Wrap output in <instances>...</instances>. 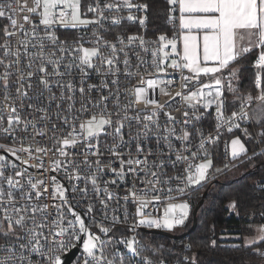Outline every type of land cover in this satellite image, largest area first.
<instances>
[{"label":"built area","instance_id":"1","mask_svg":"<svg viewBox=\"0 0 264 264\" xmlns=\"http://www.w3.org/2000/svg\"><path fill=\"white\" fill-rule=\"evenodd\" d=\"M96 2L97 0H80L79 10L82 19L96 18L99 23L73 27L71 24L56 23L50 26L40 24L39 13L42 8H38L36 13L28 11L35 6L34 0H0V7H3L6 13L4 17H0V60L3 61L0 63V129L9 127L8 116L11 108H15V115L19 116V123L14 122L8 132L0 131V145L15 151L13 155L12 151H5V147H0V156L5 157V160L0 161V164L4 165L0 168V172H3V178H0V188L5 192L4 200H7V192L11 190L15 197V207L27 209L26 212L22 211L19 214L12 213L13 223L19 215L27 217L24 222L25 229L34 227L31 208L48 205L43 215L39 212L35 214L36 223L43 222L46 225L43 229H37V231H43L44 237H47V239L38 237L43 245L41 252L48 256H61L77 248V254L70 264H84L83 240L87 239L88 232L99 237L94 253L99 256L102 251L107 257L101 264H107L108 260L113 261V264H145V257L150 259L152 264H159L161 260L165 264H193V259L188 256H184L183 259H155L150 256L145 245L146 237L149 234L153 235L152 231L167 232V229L148 224L140 225L138 221L145 218H161L169 204L185 202L190 210L187 217H190L196 203L197 192L221 181L251 158L264 154V141H261L264 140L263 130L255 129L253 135L257 144L256 148L236 158L231 155L232 139L236 136L240 139V136L245 134L247 126L253 122L256 109L264 104V101L256 99L264 89L262 79L264 68L255 64L261 49H258L253 62V66L261 76L260 88H257L255 81L256 90H243L239 88L235 76L231 78V88H229L228 80L224 79L222 83L224 119L220 122L217 119L218 105L215 103L214 90H212V96L209 97L207 96L209 89H203L205 93L203 100L193 98L189 102L184 99L192 92H198L202 85L212 83L217 77L205 79L182 67L178 28H174L171 33L151 34L148 29L149 8H128L122 0H99L101 8L106 3L117 5V8L104 9L103 18H100L99 12L88 11L89 6L95 7ZM130 3L133 5L146 4L140 0H130ZM129 15L134 19H128ZM9 17L17 21L15 27L11 25ZM24 17H28V20ZM113 17L119 18V23H113ZM141 18H144L143 24L140 23ZM20 25H23L22 30ZM5 27L9 32L16 34L5 36ZM48 33L54 34L57 38L55 44L48 39ZM117 35L123 38V44L117 41ZM129 36L142 38L143 43L140 39L129 43ZM160 36H165L167 39L160 41ZM168 40H176L179 55L172 52L171 46L167 43ZM20 41L28 42L27 55ZM62 41L67 43L62 45L60 43ZM105 41L115 43L117 47L112 71H109L107 64L94 59L93 63L96 68H85L87 74L82 75L79 67L75 66L79 64L78 56L81 53L72 52V49L81 44L88 48L99 44L103 56L110 57L113 53L109 46H105ZM41 43L45 46V57L52 59L62 57L60 62L62 75L49 76L50 91L44 90L40 83L43 74L39 72V67L42 63L46 64L49 73L53 71V66L47 64L46 59L42 60L39 56ZM5 44L10 50L7 56L4 54ZM161 45L165 46L163 51H160ZM61 47H64L66 51L62 53ZM120 48L124 51H119ZM17 51L19 52L18 57L11 54ZM125 59L128 61L127 65L124 63ZM173 60L180 63L181 67L173 68L171 66ZM68 65L74 66L69 68ZM160 68H163V71H160ZM5 72L9 73L7 87L3 79ZM29 72L33 73L31 77L28 76ZM230 73L226 71L220 77H228ZM184 77L188 79L184 80ZM148 80L161 83L150 87ZM69 82L74 85V91L69 92L65 88L64 98L61 99V87L57 85L58 83L67 85ZM90 85L95 87L90 89ZM81 87L85 89L83 95L79 91ZM139 88H143L145 94L142 99L137 100L136 89ZM6 93L7 99H5ZM22 93H27V95H22ZM249 95L252 100L246 101L245 98ZM69 96L72 97L71 100L68 99ZM50 97L54 98L50 99ZM101 97L107 99L101 100ZM145 100H156L163 107L157 108L155 105L145 103ZM208 100H212L213 103L205 107ZM241 105H244V111L249 118H236L230 121L229 117L233 112L241 111ZM70 106L71 110H69ZM82 107H86V111H81ZM185 112L188 113L187 117L184 116ZM168 114L174 117V121H169ZM92 116H96L97 119L101 116L110 117L112 125L105 126V131L97 137L82 139L85 133L80 125ZM148 116L152 117V122L145 121L144 118ZM185 119H188L190 123L185 125ZM117 122L124 124L122 129L124 143L116 148L119 155H113L111 147L119 143V137L114 136ZM218 122L221 123L219 129H217ZM145 123L148 124V129H145ZM234 124H238L239 127H232V131H228L229 127ZM166 129H174V135L169 136ZM184 130H187L191 136L182 144L177 137H182ZM144 131H147V136L143 135ZM41 132L43 135L38 134ZM69 133L76 136L77 143L65 148L68 156L64 157L56 149L61 146L64 139H72ZM200 133L205 138H213L211 142L207 140L205 142L208 153L206 156L198 152ZM166 136H169L168 140L164 139ZM89 144L92 147H89ZM138 144L143 149L140 152L137 151ZM169 144L173 146L171 149ZM183 146H187L190 151H182L180 154L189 157L193 172L195 165L209 159L212 161L206 180L200 184L191 186L186 184L184 178L187 175L185 168L188 164L183 160H176V150ZM37 148L45 149V151L37 152ZM97 151L98 156L92 154ZM192 152H197V156L192 157ZM86 157L89 164L84 163ZM130 159L133 161L146 159L147 164L129 165L127 161ZM97 160L99 164L96 163ZM121 160L125 162L123 172L122 175H117V172H121ZM54 161L62 162L56 171H53ZM68 161L74 162L78 168L77 172H74L72 167L66 168ZM37 164H42L43 167L38 168L35 166ZM216 169H221V171L217 172ZM17 172L22 175L16 176ZM152 172L158 174L159 183L153 180ZM77 174L81 177L80 179H69L70 176L74 177ZM8 176L18 180L19 186L10 188L6 182ZM53 177L56 180L55 184L52 183ZM84 177H89V179ZM91 177H95V185L92 184ZM29 178L33 182L42 179L43 187L48 189L39 200L35 199L34 191L32 200L21 199L22 192L31 190L28 184ZM169 178L172 179L169 180ZM150 180H153V183H148ZM57 186H60V191L64 192L63 199L60 198L59 192L53 195ZM259 187L264 189V180ZM181 188L184 189L182 193L178 191ZM39 190L43 192V188ZM131 193H136L137 196L143 198L144 203L141 204L140 200ZM155 195H159V199H153ZM89 205L92 207L91 211H89ZM69 207L81 217L88 232L79 233L81 236L79 240H72L67 233L64 237H55L57 240L68 241L65 249L61 250L52 245L53 231H58L62 226L67 228L68 232L73 230L79 232V225L75 223V217L68 211ZM0 208H8L10 212L12 210L11 205L3 204V202H0ZM138 208L141 209L140 215H137ZM3 215V211L0 210V244L11 245V247L0 248V258L11 256L13 259L10 264H29V261L32 264H36L37 261L41 264H48L43 255L31 251L35 241L32 244L28 243V232L14 225L15 231L8 233V222L2 219ZM61 217L63 220L60 219ZM54 220L58 225L56 228L52 225ZM70 220L73 221L71 226L68 224ZM101 228H107L109 231L102 232ZM133 237L137 241L135 245L137 254L126 247V242ZM120 241L125 243H120ZM20 244H25L27 247L22 250L19 247ZM188 246L187 244L185 247L189 249ZM92 263L95 264V262Z\"/></svg>","mask_w":264,"mask_h":264},{"label":"snow or ice","instance_id":"2","mask_svg":"<svg viewBox=\"0 0 264 264\" xmlns=\"http://www.w3.org/2000/svg\"><path fill=\"white\" fill-rule=\"evenodd\" d=\"M122 3L127 6L128 8L131 7H137V8H143L147 9L146 4L141 5H133L130 3V0H122ZM167 3L171 6L178 5L179 9V23H180V29L181 34L179 39L182 41L183 50H182V67L188 69L190 72L196 74V76H199L200 74L208 75V74H217L221 73L224 70H227L232 62H234L238 57H240L242 54L247 53L250 51L251 47H256L261 49L259 56L257 60L255 61L256 66L264 68V0H167ZM34 7L28 9L31 13H36L38 8H42V11L39 13L40 15V24L45 26H50L56 23H59L61 25L71 24L73 27L76 25H88V24H95L99 23V20L96 18L93 19H82L80 14V0H34ZM10 7V5H9ZM117 8L116 4L112 3H106L104 4L103 8H101L99 4V0H97L95 7L89 6L88 11L89 12H99L100 18H103V10L104 9H113ZM169 11H172V8L169 9ZM6 15L3 7H0V17H4ZM11 25L13 27L16 26L17 21L15 19H11ZM25 20H28V17H24ZM128 19L132 20L134 19L133 16L129 15ZM113 23H119V18L113 17L112 18ZM140 23H144V18L140 19ZM21 30L23 29V25H20ZM186 30V31H185ZM34 31V29H33ZM242 32H246L248 34V40H249V46L244 47L242 46L239 41L238 37H240ZM5 36H13L16 33L15 32H9L8 28L5 27L4 29ZM48 39H50L54 44L57 42V38L54 34L48 33L47 34ZM255 38V44L252 45V39ZM117 41H119L121 44H123V38L119 35L116 37ZM140 39L141 43H143V39L136 37V36H129L128 41L131 43L134 40ZM167 38L165 36H160L159 40L164 41ZM21 44L25 47V54L27 55V41H20ZM62 45L66 44V41L60 42ZM168 45L171 46L172 52L179 55L177 52V42L176 40H168ZM105 46H109L111 48V51L113 53L110 57H104L102 52L100 51L99 44L95 47H83V45H79L76 48L72 49V52H79L81 55L78 56L79 64L75 65L76 67H79L82 75H86L85 68H96V65L93 63L94 59H99L102 64H107L109 71H112V66L115 63V53L117 52V47L115 43H110L108 41H105ZM40 52L39 56L42 60L46 59L47 64H50L53 66L52 73H49L47 71V66L45 63H42L39 67V72L43 75L41 76L40 83L43 86L44 90H51V85L49 81V76L54 75H62L60 73V62L62 60V57H57L56 59H52L51 57H45L44 53V44L41 43L39 45ZM164 45H161L160 51L164 50ZM5 48V56L10 54V50L8 49L7 44L4 45ZM60 51L63 53L66 51L64 47H61ZM119 51H124L123 48H120ZM12 55L19 56V52L11 53ZM55 55L54 53L52 54ZM153 55H156L153 53ZM167 55V53H165ZM0 63H3L2 60H0ZM125 65H127L128 61L125 59L124 61ZM74 65H68L67 67L71 68ZM173 68H180L181 64L177 63V61L173 60V63L171 65ZM8 67V65H6ZM160 71H163V68L159 69ZM99 71V69H97ZM237 70H233L228 77H217L214 79L212 83L204 84L202 85L201 89L198 92H192L190 95L184 97L186 101H191L193 98H197L198 100H203L205 97V93L203 89H209L207 92V96H212V90L215 92V103H217V119L220 122H223V100H222V83L224 79H227L229 82V88H231V78L236 75ZM9 73L5 72L3 79L5 87H7V77ZM33 75L32 72L28 73V76L31 77ZM23 79V77H21ZM184 80H187V77L183 78ZM260 81L261 76L260 73H257L256 76V86L257 88H260ZM113 83H116V81H113ZM157 83H161L160 81L156 80H148V85L150 87L155 86ZM171 83V81H169ZM59 87H61V99L64 98V89L66 88L69 92L74 91V85L69 82L67 85H60L58 83ZM31 87V85H29ZM95 87L93 85H90L89 88ZM19 91V89H18ZM81 94L83 95L85 89L83 87L79 90ZM145 94V90L143 88L136 89V97L137 100H140L143 98ZM22 95H27V93H22ZM179 95V93H177ZM7 93L5 94V99H7ZM54 98V97H50ZM69 100L72 99L71 96L68 97ZM106 97H101V100H106ZM246 101H251L252 97L249 95L245 98ZM257 100L264 101V89L261 90L260 95L256 97ZM145 103H149L152 105H155L157 108L163 107L162 105H159L156 100H145ZM212 100H208L205 104V107L212 104ZM71 110V106L70 109ZM40 111H43V109H40ZM81 111H86V107H82ZM16 109L11 108V111L8 116V128L0 129V131L8 132L11 129L12 124L19 123V116L15 115ZM184 116L187 117L188 113L185 112ZM169 121H174V117H172L170 114H168ZM248 119V114L244 111V105H241V111L239 113L233 112L231 114V117H229V120L233 119ZM145 121L152 122V117L148 116L144 118ZM65 122H67V119L65 118ZM190 121L188 119H185L184 124H189ZM112 120L110 117L105 118L104 116H101L99 119L96 118V116H92L90 119L84 121L81 123L80 127L84 131L85 135L83 138H94L99 136L101 133L105 131V126H111ZM35 126V125H33ZM124 127V124L122 122H117V125L114 129V136L119 137V143L117 145H113L111 147V151L113 155H119V153L116 152V148L118 146H122L124 143V137L122 134V129ZM145 129H148V124L145 123L144 125ZM221 127V123H217V129ZM232 127H239L238 124H234L229 127L228 131H232ZM165 131L168 132L169 136L174 135L175 130L174 129H166ZM246 131V130H245ZM40 135H43V133H38ZM147 131L143 132V135L147 136ZM69 136H72V139H64L61 142V146L57 148L56 150L60 153L61 156L67 157L68 153L65 151V148L70 145H75L77 143L76 136L73 135V133H69ZM169 136L164 137L165 140H168ZM191 134L187 131H183L182 137H177V139H180L183 142H186L190 139ZM201 139L200 143L198 145V152L203 153L205 156L208 155L207 149L205 148V142L206 140L208 142H211L213 139L212 137H203V134L200 133ZM138 138V137H137ZM231 155L233 158L238 157L241 154L246 153L247 149L245 145L241 142V140L237 137L234 138L231 141ZM0 147H5L3 145H0ZM89 147H92L91 144H89ZM173 146L169 144V148L171 149ZM24 151H27V149H23ZM143 149L137 145V151L140 152ZM5 151H12L13 155H15V151L7 149L5 147ZM37 152H43L45 149L37 148ZM177 151V161L183 160L185 163L188 164V167L185 168V172L187 173L186 177L184 178L186 181L187 186L200 184L202 181H205L209 172V169L211 167L212 161L209 159L206 162L200 163L198 165H195V171H192L193 165L189 162L188 156H183L180 154V152H187L190 151V149L187 146H183L181 149L176 150ZM93 155H99V152L92 153ZM197 152H192V157L197 156ZM17 159L19 157L17 156ZM5 160L4 156H0V161ZM24 163H27V161H24ZM61 161H54V168L53 171H56L59 169L61 165ZM85 164H89L87 157L84 161ZM99 164V160L96 162ZM124 161L121 160V172H117V175H122L123 172V165ZM127 163L129 165H132L133 163L136 165H140L141 163L147 164V160L141 161L140 159L128 160ZM36 167H43L42 164L35 165ZM4 165L0 164V168H3ZM72 167L74 172L78 171L77 166L74 165L73 161H68L66 168ZM227 167V165H225ZM130 170H132L130 168ZM217 172L221 171V169H216ZM22 173L17 172L16 176H20ZM151 176L153 180L156 183H159L158 174L156 172H152ZM0 178H3V172H0ZM81 177L77 174L76 176H70L69 179H80ZM85 179H89V177H84ZM176 179H180L179 177H175ZM91 182L93 185L96 184L95 177H91ZM172 178H169L171 180ZM153 180L148 181V183H153ZM7 184L11 187L13 186H19V181L14 180L12 176H8L6 178ZM56 180L55 177L52 178V183L55 184ZM115 183V181H113ZM28 184L30 185V191L28 192H22L21 199L23 200H32L33 199V191L35 192V199L39 200L41 196L44 194V192H47L48 189L44 186V181L36 180L35 182L32 181L31 178L28 179ZM154 186V185H153ZM39 188H43V192L39 190ZM171 191V189H169ZM179 192H183L184 189H178ZM56 192H59V196L61 199L64 198V192L60 191V186H57V188L54 190L53 195H56ZM134 197L140 200L141 204L144 203L143 198L137 196L136 193H131ZM5 192L2 188H0V202H3V204H8L12 206L11 212L8 208H0V210L3 211L4 215L2 219L4 221L8 222V233L14 232L15 226H19L22 230L28 232L29 234V244H32L33 241H35V244H33L31 251L36 252L40 255L44 256V260L48 262V264H62V257L60 255H44L41 252V249L43 248V245L40 243V239L38 237H44L43 231H37V229H43L46 225L41 222L39 224L36 223V217L35 214L37 212L43 213L48 208V205L43 206H33L31 208V212L33 213V216L31 217L34 227L32 229H25L24 228V222L27 219L25 215H19L18 218L14 219L13 223V215L12 213L19 214L22 211L26 212L27 209H21L15 207V197L12 193V191L7 192V200H4ZM153 199H159V195H155ZM103 203V201H102ZM231 207H235V201L232 202L230 205ZM54 207H56L54 205ZM188 204L180 203V204H169L167 209L165 210V214L163 217L158 219H151V218H145L140 219L138 223L140 225L148 224L149 226H155L157 228L163 227L166 229H173L176 225H182L185 222V218L188 215ZM92 210L91 205H89V211ZM68 211L75 217V223L79 225V232H76L73 230L72 232H68V229L65 227L60 226L58 231H53L52 235L54 237L52 241L53 247H59V249L64 250L65 247L68 244V241L64 239H55V237H64L65 234L72 239V240H79L81 239V236L79 233H86L88 230L85 227L84 221L81 219L79 215H77L74 210L69 207ZM141 214V209H137V215ZM46 219V217H45ZM63 220V217L60 218ZM69 226L73 224V221H68ZM53 228H56L57 222L54 220L52 221ZM102 232H108L109 229L107 228H101ZM258 232L260 235L256 237L255 239H246L247 245L254 244L257 240L264 241V225L259 226ZM7 235V233H5ZM18 239L20 237H17ZM47 239V237H44ZM97 241H99V237L88 232L87 239L83 240V254L85 255L84 264H91V262H95V264H101L102 261L106 260L107 257L104 256L103 252L101 251V254L99 256L95 255L94 249L97 248ZM120 243H125L124 241H120ZM215 244V241L212 242ZM137 241L133 237L132 239H129L126 242V247L133 252L134 254H137V248L136 245ZM74 246V245H73ZM3 247H11V245H3L0 244V248ZM19 247L23 250L27 247L25 244H20ZM190 247V245L188 246ZM51 251V249H50ZM257 255H260L264 257V251H261L257 249ZM11 256H5L3 258H0V264H10L12 261ZM23 259V257H21ZM187 259V258H186ZM145 264H152V261L148 259L147 257L144 258ZM29 264H32L31 261H29ZM36 264H41L40 261H37ZM107 264H113V261L108 260ZM159 264H165L163 260L159 262ZM193 264H195V259L193 257Z\"/></svg>","mask_w":264,"mask_h":264},{"label":"trees","instance_id":"3","mask_svg":"<svg viewBox=\"0 0 264 264\" xmlns=\"http://www.w3.org/2000/svg\"><path fill=\"white\" fill-rule=\"evenodd\" d=\"M140 1L148 5V29L151 34L170 33L174 29L177 5L171 6L167 0ZM170 8L172 11H169ZM257 52L252 50L232 62L225 70H237V84L243 90H256L258 70L253 62ZM262 77L264 83V70ZM261 106L263 108L259 109ZM260 107L256 109L253 122L247 126L245 134L240 136L248 152L257 146L254 130L262 129L264 134V104ZM246 164L247 172L196 193L193 209L202 194L208 190L204 203L197 212L196 227L188 236L177 240L164 235L149 234L145 245L150 256L155 259L194 257L195 264H264V257L257 255V249L264 250V241L249 246L243 244V238L252 236L259 226L264 225V189L259 187L264 180V154L251 158L244 165ZM233 201L235 207L230 206ZM191 225L190 217L184 224L183 232L189 230ZM227 235H236L238 238L224 237ZM187 244L190 245L189 249L185 247Z\"/></svg>","mask_w":264,"mask_h":264},{"label":"water","instance_id":"4","mask_svg":"<svg viewBox=\"0 0 264 264\" xmlns=\"http://www.w3.org/2000/svg\"><path fill=\"white\" fill-rule=\"evenodd\" d=\"M216 183H221V181H217ZM207 191L206 190L202 196H201V199L199 200V202L196 204L195 208L193 209L192 211V214H191V218H192V225L190 227L189 230L183 232L182 234H178V235H175V234H172V233H169V232H165V231H158V230H155V231H152L154 234H159V235H164V236H167L169 238H172V239H182L186 236H188V234L196 227V224H197V212L199 210V208L203 205L204 203V200H205V197L207 195ZM77 254V248H73L71 249L70 251H68L67 253L65 254H62L61 257H62V264H70V262L74 259V257L76 256Z\"/></svg>","mask_w":264,"mask_h":264},{"label":"rangeland","instance_id":"5","mask_svg":"<svg viewBox=\"0 0 264 264\" xmlns=\"http://www.w3.org/2000/svg\"><path fill=\"white\" fill-rule=\"evenodd\" d=\"M174 28H178L179 29V27H178V24H177V21H176V24H175V27ZM180 30V29H179ZM173 31V30H172ZM171 31V32H172ZM170 32V33H171ZM179 47H180V44H179ZM179 51H180V53L182 54V52H181V49H179ZM204 78L205 79H210L211 77L210 76H208V75H204ZM234 138H237V136L236 137H234ZM233 138V139H234ZM232 139V140H233ZM240 140H241V138H240ZM242 141V140H241ZM243 143V142H242ZM231 150H232V146H231ZM248 161H246V162H244V164L245 163H247ZM241 165L239 168H237L235 171H233V172H231L230 174H228V175H226L222 180H221V182L222 181H227V180H229V179H232V178H235V177H237V176H239L240 174H242L244 171H246L247 170V165L248 164H246V165ZM247 172V171H246ZM190 210H189V208H188V212H189ZM193 211V210H192ZM192 214V213H191ZM190 217H191V215H190ZM190 217H187L186 219H185V222H184V224H186V222H187V220L190 218ZM184 224H182V225H176V226H174V228L173 229H171V230H169V229H167V232H169V233H172V234H175V235H178V234H182L183 233V227H184ZM260 235V233L258 232V228L256 229V231H255V233L252 235V236H248V237H245V238H243V244L244 245H246V246H249V245H247L246 244V239H255L256 237H258ZM224 237H227V238H238V236H232V235H227V236H224ZM257 242H259V240H257L255 243H257ZM254 243V244H255ZM253 245V244H252Z\"/></svg>","mask_w":264,"mask_h":264},{"label":"crops","instance_id":"6","mask_svg":"<svg viewBox=\"0 0 264 264\" xmlns=\"http://www.w3.org/2000/svg\"><path fill=\"white\" fill-rule=\"evenodd\" d=\"M177 17H176V21H177V24H178V27H179V29H180V23H179V16H180V13H179V9H178V5H177ZM186 31V30H185ZM180 34H181V29H180ZM238 41H239V43L242 45V46H244V47H248L249 46V40H248V34L246 33V32H242L241 33V35H240V37H238ZM252 45H254L255 44V38H253L252 39ZM180 49H181V52H182V50H183V45H182V41L180 40ZM258 49L259 48H256V47H251V49H250V51L249 52H251L252 50H257L258 51ZM248 52V53H249ZM247 53V54H248ZM241 58V57H240ZM240 58H237V59H240ZM236 59V60H237ZM235 68H232L231 70L233 71ZM224 72H226L225 70L224 71H222L221 73H217V74H208V76H210L211 78H215V77H220L221 76V74H223ZM231 72V71H230ZM201 76H203L204 77V74H200ZM260 107V106H259ZM258 107V108H259ZM257 108V109H258ZM263 108V106H261L259 109H262Z\"/></svg>","mask_w":264,"mask_h":264},{"label":"flooded vegetation","instance_id":"7","mask_svg":"<svg viewBox=\"0 0 264 264\" xmlns=\"http://www.w3.org/2000/svg\"><path fill=\"white\" fill-rule=\"evenodd\" d=\"M246 173V172H245Z\"/></svg>","mask_w":264,"mask_h":264}]
</instances>
